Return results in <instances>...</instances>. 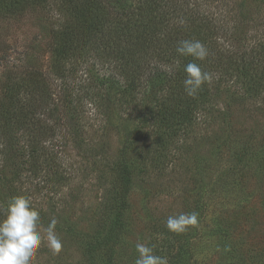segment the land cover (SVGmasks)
<instances>
[{
	"label": "rangeland",
	"instance_id": "obj_1",
	"mask_svg": "<svg viewBox=\"0 0 264 264\" xmlns=\"http://www.w3.org/2000/svg\"><path fill=\"white\" fill-rule=\"evenodd\" d=\"M48 4L29 8L22 17L0 12V90L6 73L43 72L58 94L55 49L68 15L53 0ZM191 4L210 18L221 41L235 37L239 52L264 41V0ZM67 68L76 74L67 80L70 87L97 84L93 77L85 80L86 67ZM99 72L103 76L105 69ZM232 84L221 83L199 117L164 146L156 126L137 131L125 144L137 115L124 104L108 125L87 105L85 121L77 126L81 147L67 127L52 121L56 128L46 133L47 140L65 139L67 148L60 152L54 144L53 155L42 149V159L52 166L44 163L39 173L25 170L13 180L39 211L42 230L52 219L58 222L61 251L53 254L42 243L33 264H135L138 242L152 246L168 264H264V90L240 96ZM124 148L133 175L127 207L119 215L123 183L116 162ZM56 163L66 173L48 180ZM8 186L0 191L2 209L17 192ZM192 212L198 214L196 226L179 234L166 227L169 216Z\"/></svg>",
	"mask_w": 264,
	"mask_h": 264
},
{
	"label": "trees",
	"instance_id": "obj_2",
	"mask_svg": "<svg viewBox=\"0 0 264 264\" xmlns=\"http://www.w3.org/2000/svg\"><path fill=\"white\" fill-rule=\"evenodd\" d=\"M50 1L0 0V12L22 17L29 8L47 6ZM53 4L68 15L58 30L55 49L57 80L62 83L57 94L43 72L22 77L5 74L0 90V191L9 185L17 191L15 195L28 196L26 191L19 193L22 187L20 182L15 186L14 177L25 170L35 175L46 163L52 166L42 159L41 150L53 155L55 145L61 152L68 142L47 140L56 128L51 122L67 127L68 135L79 139L77 126L85 121L87 105L96 115L106 117L107 125L118 118L117 106L134 107L137 125L126 134L125 144L137 131L156 126L164 146L199 117L213 91H221V83L232 80L240 96L259 95L264 90V41L239 52L235 37L217 38L210 18L192 6L191 0H53ZM189 39L201 41L208 49L204 60L176 51L180 41ZM189 62L212 74L195 96L187 95L183 84L184 66ZM68 64L86 67L85 80L93 77L97 84L79 82L70 87L67 80L76 74L72 71L71 75L68 68L66 72ZM81 144L79 139L77 146ZM125 155L126 148L116 162L123 183L119 215L127 207L133 175ZM53 168L48 180L66 173L59 163ZM43 177L47 181L38 175Z\"/></svg>",
	"mask_w": 264,
	"mask_h": 264
},
{
	"label": "clouds",
	"instance_id": "obj_3",
	"mask_svg": "<svg viewBox=\"0 0 264 264\" xmlns=\"http://www.w3.org/2000/svg\"><path fill=\"white\" fill-rule=\"evenodd\" d=\"M176 51L201 61L208 56V49L196 39L180 41ZM184 71L187 75L183 84L189 96H195L202 85L212 79V74L195 62L186 64ZM57 223L56 219H52L42 230L39 211L30 198L25 195L10 197L0 212V264H33L37 250L45 242L53 254H58L62 241L56 232ZM197 223L196 212L181 213L169 216L166 227L179 234ZM135 248L138 253L135 264H168L167 258L156 255L152 246L138 242Z\"/></svg>",
	"mask_w": 264,
	"mask_h": 264
}]
</instances>
